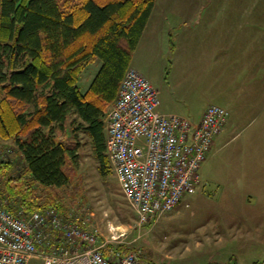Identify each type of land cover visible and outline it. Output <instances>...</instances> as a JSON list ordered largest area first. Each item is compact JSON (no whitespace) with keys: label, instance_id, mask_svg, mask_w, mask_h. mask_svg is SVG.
<instances>
[{"label":"trees","instance_id":"obj_1","mask_svg":"<svg viewBox=\"0 0 264 264\" xmlns=\"http://www.w3.org/2000/svg\"><path fill=\"white\" fill-rule=\"evenodd\" d=\"M154 2L0 0V140L13 142L17 158V165L0 162V196L9 209L66 213L55 191L71 181L80 134L100 173L111 172L106 116ZM97 59L81 91V75Z\"/></svg>","mask_w":264,"mask_h":264},{"label":"rangeland","instance_id":"obj_2","mask_svg":"<svg viewBox=\"0 0 264 264\" xmlns=\"http://www.w3.org/2000/svg\"><path fill=\"white\" fill-rule=\"evenodd\" d=\"M165 8L181 9L179 18L187 23L210 18L213 9L246 8L251 9L255 27H264V0H155L143 41L150 38V29ZM141 54L134 64L143 62L145 55ZM100 65L97 59L83 72L81 91L88 88ZM162 76L161 70H152L149 80L155 84ZM206 104L196 102L187 109L180 102L171 113L198 119ZM229 112L230 124L208 152L195 192L186 195L172 211L140 227L113 167L101 174L88 137L80 134L83 145L71 170V181L55 191L65 204L64 214L87 220L88 227L96 228L100 238L109 241V248L124 245L151 264H264V132L260 127L264 118L248 114L242 124L234 125ZM10 148L9 158L17 165L13 142L0 140V150Z\"/></svg>","mask_w":264,"mask_h":264},{"label":"built area","instance_id":"obj_3","mask_svg":"<svg viewBox=\"0 0 264 264\" xmlns=\"http://www.w3.org/2000/svg\"><path fill=\"white\" fill-rule=\"evenodd\" d=\"M159 91L129 68L106 116V152L138 226L193 194L199 171L230 112L208 104L198 122L158 111ZM9 148V147H8ZM0 150V162L10 160ZM87 220L56 208L11 210L0 196V264H151L101 239Z\"/></svg>","mask_w":264,"mask_h":264},{"label":"crops","instance_id":"obj_4","mask_svg":"<svg viewBox=\"0 0 264 264\" xmlns=\"http://www.w3.org/2000/svg\"><path fill=\"white\" fill-rule=\"evenodd\" d=\"M236 10L213 9L210 18L187 23L179 18L181 9L165 8L160 12L159 22L150 29V38L143 41L149 18L130 68L148 79L152 70L163 72L158 83L151 81L161 97L158 105L161 114L172 115L180 102L190 109L194 103L203 101L222 104L231 111L234 125L242 124L253 114L264 118V27H255L257 24L250 20L251 9ZM235 14L239 16H230ZM140 52L146 57L141 54L143 62L134 64ZM201 115L192 120L198 122ZM260 127L264 132V122ZM206 160L207 157L200 173Z\"/></svg>","mask_w":264,"mask_h":264}]
</instances>
